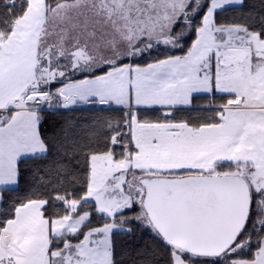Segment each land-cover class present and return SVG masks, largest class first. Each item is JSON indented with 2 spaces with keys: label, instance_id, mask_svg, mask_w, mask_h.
Instances as JSON below:
<instances>
[{
  "label": "snow or ice",
  "instance_id": "6c2138e0",
  "mask_svg": "<svg viewBox=\"0 0 264 264\" xmlns=\"http://www.w3.org/2000/svg\"><path fill=\"white\" fill-rule=\"evenodd\" d=\"M0 264H264V0H0Z\"/></svg>",
  "mask_w": 264,
  "mask_h": 264
}]
</instances>
